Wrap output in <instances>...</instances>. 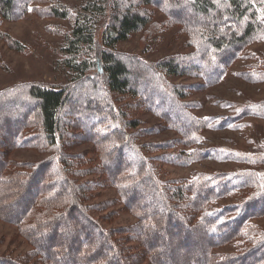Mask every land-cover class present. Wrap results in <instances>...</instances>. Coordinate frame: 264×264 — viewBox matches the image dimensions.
<instances>
[{"label":"rangeland","instance_id":"1","mask_svg":"<svg viewBox=\"0 0 264 264\" xmlns=\"http://www.w3.org/2000/svg\"><path fill=\"white\" fill-rule=\"evenodd\" d=\"M88 1L17 0V6L23 12L9 16L2 12L3 5L0 3V103L4 93H9L7 97L14 96L10 90L15 88L19 89L25 99L26 93L23 90L26 87L63 90L67 97L61 111L60 131L55 145L39 136L42 132L40 125L36 123L39 120L37 111L23 122L15 121L18 117L13 115L19 110V106L13 107V114L3 116L0 113V257L21 262L32 254V245L25 233L20 231V225L14 224L9 220L11 217L8 219L5 215L15 214L11 203L16 200L15 194L22 182L30 176L35 175L37 178L38 167L39 173L44 174L53 157L59 159L58 166L63 170L67 182L72 187L73 184L77 185L74 187L76 191L72 189L71 194L75 191L80 198L85 195L78 200L83 211L88 212V216L115 242L117 248L122 251V244L130 254L143 251L139 239L141 236L134 230L139 223L129 212L130 206L127 208L123 203L119 188L113 181L125 174L123 169L126 165L119 164L118 171L110 172L109 169L112 168L106 166V162L113 161V153L108 154L103 145L123 139L130 141L143 153L149 161L151 172L165 187L188 186L200 176L243 170H253L264 176V163L253 162V159L264 157V116L253 115L250 109L255 105H264V0H251L258 9L259 22L255 36L236 48H225L222 51L220 70L212 77L204 75L205 64L200 61L214 57L215 63L216 54L208 49V56L198 58L204 43L199 39L196 44L193 32L189 30L192 26L201 29L207 26L208 21L194 15L188 2H185L188 0H165V3L163 0H149L150 5L145 4L148 0H106L104 13L96 18L94 39L98 49L102 45L103 33L112 26L117 9L130 5L138 13L150 16V22L145 28L109 50L122 61L128 62L131 70L136 73L147 75L148 78L150 71L157 73L158 78L173 93V100L189 116L206 121L194 138L182 133L184 127L180 131L170 127L166 119L154 112L155 109L144 99L146 92L142 84H137V94L132 97L130 93H110L95 70L88 71L85 78H92L100 88V93H87L85 84L79 85L84 79L75 80V72L68 66L73 59L62 49L76 15L81 16ZM54 10L63 11L66 17H55ZM223 18L219 30L222 35L225 34L224 41L229 43L230 38L234 34L238 35L241 29L238 25H233L227 15ZM203 32L204 30H200L199 33ZM220 61L217 60L219 63ZM168 62L178 68L179 74L176 77L163 71V66ZM133 83L134 81L132 85ZM87 99L91 100L89 109H95L99 115L102 112L109 114L102 108L104 105L110 110L111 123L117 128L111 138L102 141L99 137L102 129L93 127L87 131L77 117ZM17 100L19 103V98ZM242 111L245 112L240 115ZM107 129L110 128L105 130ZM30 135L34 136L33 140L29 139ZM126 158L130 162L134 161L128 153ZM67 164L70 171L64 172ZM14 174L17 179H13ZM51 178L49 174L48 178L42 176L41 180L46 183ZM12 181L16 186L10 188ZM262 186L264 182L261 186L247 187L211 202L195 204L199 206V211L196 206H186V209L180 211L190 223L188 224L193 226L196 225L200 212L204 217L203 213L212 210L241 205L254 199L256 196L253 194L259 192ZM55 187L63 189L57 182ZM6 189H10L11 194H7ZM53 191L54 189H50L48 192L50 194ZM63 191L68 198V191ZM38 192L31 200L44 195ZM32 193L34 191L29 190V194ZM261 201L249 205L251 217H247L246 221L249 226L248 235L235 233L216 242L217 244L208 243L210 257L214 262L243 255L257 240L264 239V202ZM204 204L206 207H203ZM33 206L36 209L29 210L31 215L36 216L38 210H43L42 206ZM70 207L72 205L65 203L54 205L47 215ZM190 212L196 213V219H192L194 213L189 214ZM231 217L233 214L228 218ZM172 229L167 237L164 230L158 232L153 242L162 254L169 253L165 257L175 256L177 264H184L182 262L191 253L199 254L206 244L207 237L201 230L186 236L185 231L176 232V229Z\"/></svg>","mask_w":264,"mask_h":264},{"label":"trees","instance_id":"2","mask_svg":"<svg viewBox=\"0 0 264 264\" xmlns=\"http://www.w3.org/2000/svg\"><path fill=\"white\" fill-rule=\"evenodd\" d=\"M165 2L163 0V3ZM185 2L186 4L188 2V6L192 8L196 17L208 21V27L203 26L200 29L198 26H192L189 28L193 32L194 39H196L194 42L197 44V40L200 39L204 43L200 48L201 54L197 56L200 59H202L203 55L208 56V49H210L216 54V59L220 61L222 60L221 56H223L222 51L225 48H236L249 41L257 33L258 9L251 0H188ZM0 3L3 5L2 12L7 16L13 13L19 15L23 12L22 8L17 6V0H0ZM145 4L150 5L151 1L148 0ZM257 4L260 5L261 3ZM105 5L106 0H89L83 7L84 11L81 16L76 15L73 28L65 40L62 51L73 59L72 64L68 66L75 72V80L84 79L83 81L81 80L82 82L79 81L81 83H78L79 85L85 84L84 89L86 92L89 91L91 94L100 93V88L93 82V79L90 77L85 78L88 71L95 70L100 74L105 87L110 93L117 95L130 93L132 97L137 94V84H142L146 92L144 99L147 104L151 105V108L155 109L152 108L157 115L166 119L170 127L175 130L180 131L184 127L185 130L182 133L193 138L194 135L196 137V132L205 126L206 121L189 116L185 109L173 100V93L162 83L157 73L150 71L149 78L147 75L143 76L139 72L136 73L131 70L128 62L122 61L119 56L109 50L115 45L127 41L132 34L145 28L150 22L149 15L138 13L130 5L117 9L118 12L112 26L106 29L102 35L101 47L96 49L94 26L96 18L104 13ZM259 9L261 8L259 7ZM170 10H172V7ZM54 15L57 18L66 17V14L61 10H54ZM225 15L231 19L233 25L236 24L241 29L238 35L234 34L230 38L229 43L224 41L223 35L225 34L222 35L219 30V24L223 23V16ZM211 22L212 24H210ZM200 30H204V32L199 33ZM232 31H236V29H232ZM92 55L95 57L92 58ZM213 59L214 57L200 61L205 64L204 75L206 76L212 77L218 72V69L220 70L221 61L219 63L216 60L213 63ZM163 71L167 75L174 77L179 74L178 68L170 62L163 66ZM96 81L97 79L95 78ZM131 81H134L133 85ZM206 82L208 83L209 81ZM10 91H12L11 93L14 96H9V98L7 97L9 93L3 94V99L1 98L2 101L0 103V113H3V116L9 115V113L13 114V107L19 106V110L14 112L15 114L13 115L18 117L15 121L21 120L23 122L26 117L34 115L35 111H37L39 120L36 123L40 125L42 132L39 136H43L47 143L55 145L58 132L60 131L61 111L67 100L64 91H56L44 87H26L23 90L27 97L25 99H23V94L19 92L18 88ZM17 98H19V103ZM90 101V99L84 101L85 106L77 117H79L87 131H90L93 127L102 129L103 132L99 135L102 141L109 137L111 138L117 128L111 123L110 110L104 105L102 108L108 111L109 114L102 112V115H99L95 109H89ZM250 109L253 115L264 116V105H255ZM244 112H240V115ZM108 115L110 118H108ZM240 115L238 114V116ZM97 122H99L98 125ZM106 128H110L107 129L109 132L105 130ZM30 136L29 139L33 140L34 136ZM103 146L108 154L113 153V161L106 162V166L112 168L109 169L110 172L118 171L119 164L126 165L123 169L126 175L123 173L116 181H113L119 188L123 203L127 208L130 206L129 212L135 216L137 223H139L138 227H134V230L136 229L135 231L139 232L141 236L139 239L141 246H143V251L137 254L136 252L130 254L122 244V251L119 247H116L115 242L88 216V212L86 210L83 211V207L78 204V200L85 197V195L83 194L81 198L76 195V188L74 187L77 185L73 184L74 187H72L67 182L63 170L58 166L59 159L53 157L44 174L42 172L41 174L39 173L38 167L36 170L38 173L37 178H35V175L34 177L30 176L29 179L22 182L21 188L15 194L16 200L11 203L15 214L5 215L8 219L10 216L11 219L9 220L15 222L14 224L18 223L20 225L17 224L20 227V231H23L27 236L33 252L28 255V258H23L21 262L0 257V264H34L33 261L39 264H177L175 256L168 258L165 257L169 256L168 252L162 254L161 251L157 250V244L153 241L157 237L158 232L164 230L165 237H167L168 233L173 230L172 228L176 229V232L185 231L184 234L186 236L201 230L200 232L207 237L205 246L212 243L217 244L216 242L235 233L247 234L249 226L246 221L251 217V213H249L251 207L249 205L261 200H263L261 203L264 202V186H262L259 192L257 191L253 194L254 197L256 196L254 199H249L238 206L229 205L225 208L203 213L204 217L200 212L197 215V221H195L196 225H189L190 223L187 222L185 215L181 214L180 211L186 209V206H188L187 208L189 206L190 208L192 206L195 208L196 206L197 211H199V206L195 204L211 202L220 198V196L232 195L234 192L247 187L261 186L264 182V176L253 170H243L200 176L195 178L188 186L166 185L165 187L158 181L155 174L153 175L151 172L149 161L143 153L127 139ZM127 153L134 158L133 162L127 160ZM205 155L204 153L203 156ZM114 161L115 163H113ZM253 162H261L263 164L264 157L257 160L253 159ZM69 171V165L67 164L64 167V172ZM49 174L52 177V181L49 179L45 183L44 180H41L42 176L46 179ZM16 176L13 179H17ZM40 181H42V184ZM56 182L61 187L63 186V189L55 187ZM10 183V188L16 186L13 181ZM50 189H54V191L49 194L48 191ZM64 189L68 191V198L63 193ZM72 189L75 190L72 192L73 194H71ZM189 189H191V192ZM29 190H33L34 193L29 194ZM6 191L7 194H11L10 189H6ZM37 192L44 195L38 197V199L31 200ZM77 192H79V189H77ZM7 197L9 196H4V198ZM62 203L72 205V207L67 210L64 209L66 211L62 210L56 214L50 213L47 215L54 205L60 206ZM33 205L39 208L42 206L43 208V210L37 211L36 216H34L35 214H29V210L36 209ZM203 207H206L205 204ZM192 213L194 212L189 214ZM232 214L233 217L228 218ZM195 215L196 213L192 215V219H196ZM165 242L167 243L166 238ZM205 246H203L199 254H189L182 263L264 264V239L257 240V243L246 250L243 255L233 256L228 260L217 262H214L210 257L211 250L209 246ZM176 248H178V245H176ZM184 255L186 256V253Z\"/></svg>","mask_w":264,"mask_h":264}]
</instances>
